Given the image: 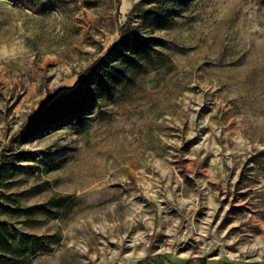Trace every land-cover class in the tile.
Wrapping results in <instances>:
<instances>
[{
    "label": "rangeland",
    "instance_id": "374dc122",
    "mask_svg": "<svg viewBox=\"0 0 264 264\" xmlns=\"http://www.w3.org/2000/svg\"><path fill=\"white\" fill-rule=\"evenodd\" d=\"M17 1L0 0V220L24 264H264V0ZM123 38L145 53L88 95L83 129H36Z\"/></svg>",
    "mask_w": 264,
    "mask_h": 264
},
{
    "label": "trees",
    "instance_id": "16d2710c",
    "mask_svg": "<svg viewBox=\"0 0 264 264\" xmlns=\"http://www.w3.org/2000/svg\"><path fill=\"white\" fill-rule=\"evenodd\" d=\"M16 2L18 3L17 0ZM26 2L31 3V7L39 5L37 0H27ZM41 6L44 10H50L52 7L48 2L41 3ZM131 44L128 38H123L118 46H114L107 51L84 72L82 80L77 87L60 96L36 117L35 121H40V125L36 129L48 127L50 124L73 117L75 128L82 130L83 124L78 114L86 106L88 95L94 91L111 97L112 92L117 89V85L120 86L123 80L128 79L129 69L135 64L136 58L145 53V45L142 42ZM130 45L133 46L131 49ZM2 210H5L3 214L14 213L10 209ZM24 262L23 249L16 247L15 239L11 235L9 226L0 220V264H24Z\"/></svg>",
    "mask_w": 264,
    "mask_h": 264
}]
</instances>
